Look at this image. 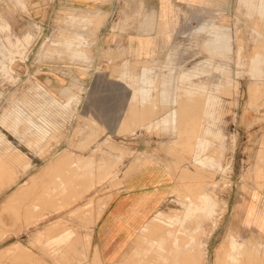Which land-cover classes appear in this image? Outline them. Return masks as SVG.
Returning a JSON list of instances; mask_svg holds the SVG:
<instances>
[{
	"label": "rangeland",
	"instance_id": "rangeland-1",
	"mask_svg": "<svg viewBox=\"0 0 264 264\" xmlns=\"http://www.w3.org/2000/svg\"><path fill=\"white\" fill-rule=\"evenodd\" d=\"M147 1L0 0V264H102L94 225L151 162L170 194L115 264L263 258L264 0ZM146 5L149 46L101 38Z\"/></svg>",
	"mask_w": 264,
	"mask_h": 264
},
{
	"label": "crops",
	"instance_id": "crops-1",
	"mask_svg": "<svg viewBox=\"0 0 264 264\" xmlns=\"http://www.w3.org/2000/svg\"><path fill=\"white\" fill-rule=\"evenodd\" d=\"M62 2H71L78 6L99 3L98 0H62ZM144 2L150 4L147 0ZM152 8L146 5L147 12L143 20L136 24L135 31L111 29L102 32L101 38L107 37L108 44H121L132 50L146 48L149 44L145 37L152 35L157 25L154 22V27L149 28L144 21ZM173 178L167 166H159L153 162L136 166L125 175L121 187L104 206L93 228L92 241L102 264H115L122 256L138 232L169 196ZM248 208L246 222L250 224L253 223L254 217L250 219L248 214L257 213L258 210L254 201L250 202ZM261 229H264V221ZM229 244L228 260L232 264H237L245 255V247L236 237H233ZM259 246L263 251L264 243L259 242Z\"/></svg>",
	"mask_w": 264,
	"mask_h": 264
},
{
	"label": "bare ground",
	"instance_id": "bare-ground-1",
	"mask_svg": "<svg viewBox=\"0 0 264 264\" xmlns=\"http://www.w3.org/2000/svg\"><path fill=\"white\" fill-rule=\"evenodd\" d=\"M190 104V103H189ZM195 104V103H194ZM193 104V105H194ZM187 106V105H186ZM189 106V105H188ZM200 107V106H199ZM196 108V107H195ZM158 111V110H157ZM157 114V113H156ZM193 116V115H192ZM152 118V117H151ZM200 120V119H199ZM181 142V141H180ZM176 144V143H175ZM1 158V157H0ZM11 160V159H10ZM14 160V159H13ZM6 161V160H5ZM15 162V161H14ZM8 163V162H7ZM10 163H11V161H10ZM30 164V163H29ZM3 166V165H2ZM261 167V166H260ZM1 168V167H0ZM7 169V168H6ZM5 169V170H6ZM259 169V168H258ZM261 169V168H260ZM185 171V170H184ZM189 173V172H188ZM184 174V173H183ZM260 174V173H259ZM264 174V173H263ZM5 175V174H4ZM259 176V175H258ZM264 176V175H263ZM2 177V176H1ZM71 177V176H70ZM3 178V177H2ZM262 179H264V178H262ZM45 182V181H44ZM77 183V182H76ZM115 183V182H114ZM198 183V182H197ZM77 184H79V183H77ZM263 186V185H262ZM76 187V186H75ZM44 189V188H43ZM37 191H38V189H37ZM198 192V191H197ZM38 196V195H37ZM31 200V199H30ZM73 201V200H72ZM19 202V201H18ZM44 202V201H43ZM22 206V205H21ZM25 207V206H24ZM249 207V206H248ZM249 209V208H248ZM252 210V209H251ZM24 212V211H23ZM26 214V213H25ZM35 216V215H34ZM252 222V221H251ZM263 222V221H262ZM262 222H261V219L259 218V217H255L254 219H253V223L254 224H256L257 226H259L260 228L262 227ZM158 224V223H157ZM153 226V225H152ZM255 229V228H254ZM258 229V228H257ZM256 230V229H255ZM149 231V230H148ZM242 231V230H241ZM156 232V231H155ZM161 233V232H160ZM199 234V233H198ZM141 236V235H140ZM150 236V235H149ZM253 236V235H252ZM250 239V238H249ZM250 242H251V239L249 240ZM255 241V240H254ZM249 242V243H250ZM140 243V242H139ZM252 243H254L253 241H252ZM246 246V245H245ZM251 246V245H250ZM257 246V245H256ZM249 247V246H248ZM247 247V248H248ZM252 247V246H251ZM252 251L253 250H255V249H252V248H250ZM248 250L249 249H245V253L247 252L248 253ZM20 251V250H19ZM250 252V250H249V254L247 255V256H245L244 258H241V260L242 259H244V261L242 260V262H244L245 264H247V263H249V262H253V261H256L257 262V260L259 261L260 260V263L261 264H264V262L263 261H261L263 258H264V256H263V258L261 257V258H259V256H258V254H256V252L255 253H253V252ZM246 255V254H245ZM129 258V257H128ZM128 260V259H127ZM198 260V259H197ZM241 262V263H242ZM255 262V263H256ZM252 264H254V263H252Z\"/></svg>",
	"mask_w": 264,
	"mask_h": 264
}]
</instances>
